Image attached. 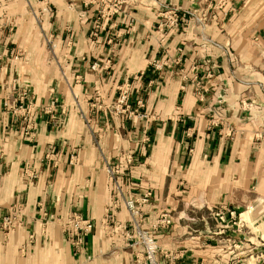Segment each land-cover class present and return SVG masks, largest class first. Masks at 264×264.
<instances>
[{"label": "crops", "instance_id": "obj_1", "mask_svg": "<svg viewBox=\"0 0 264 264\" xmlns=\"http://www.w3.org/2000/svg\"><path fill=\"white\" fill-rule=\"evenodd\" d=\"M219 1L0 0V264H144L123 202L146 193L158 264H258L264 37Z\"/></svg>", "mask_w": 264, "mask_h": 264}, {"label": "built area", "instance_id": "obj_2", "mask_svg": "<svg viewBox=\"0 0 264 264\" xmlns=\"http://www.w3.org/2000/svg\"><path fill=\"white\" fill-rule=\"evenodd\" d=\"M90 1V0H89ZM83 2L87 3L88 0H83ZM169 13L168 16H165V23L164 25L167 27H177L179 24V16L177 15L176 11H167ZM94 67V66H93ZM25 93L20 96V103L16 106H10L5 103V110H11L13 114L20 115L26 122L25 124V134L27 135L31 129V111L32 106L30 104H24ZM126 100V90H124L120 97V103H124ZM47 110V108H46ZM132 156L128 155L126 161L131 164L132 163ZM107 173L109 178L112 182L114 189H119V168L116 166H108ZM31 177H34V174H31ZM149 193H146L143 196L137 198H128L124 200V206L128 211L130 217V223L134 229V245L140 247V253L142 254L145 263L144 264H158L156 259V254L158 252V245L155 240L145 231L142 229V216H141V209L140 206L145 204L148 201ZM223 210V209H222ZM225 210V209H224ZM220 218H222V213L218 212ZM230 214L234 215V211H230ZM107 219L110 217V213L106 216ZM61 221V228L63 233L66 235L70 245L78 249L82 243L84 238L89 234L91 230V222L87 219H84L77 213H72L68 217L60 220ZM171 220L167 214H163L158 220L157 224L161 227H167L170 224ZM15 226V217L12 216H5L2 220V227L3 229L8 232ZM126 238L132 239V235L130 233L125 234Z\"/></svg>", "mask_w": 264, "mask_h": 264}, {"label": "rangeland", "instance_id": "obj_3", "mask_svg": "<svg viewBox=\"0 0 264 264\" xmlns=\"http://www.w3.org/2000/svg\"><path fill=\"white\" fill-rule=\"evenodd\" d=\"M227 1L230 3V6H253L249 10L243 8V10L238 12L240 14L239 16L247 17L249 15L248 20L251 24L250 30L264 37V0H240L239 2L233 1V4L231 0H220L219 2L226 3ZM261 243L264 244V238ZM262 247H264V245ZM255 257L258 260V264H264V251L259 250Z\"/></svg>", "mask_w": 264, "mask_h": 264}]
</instances>
